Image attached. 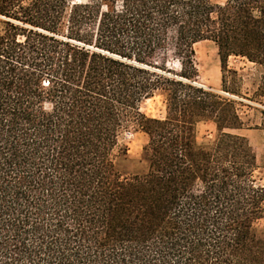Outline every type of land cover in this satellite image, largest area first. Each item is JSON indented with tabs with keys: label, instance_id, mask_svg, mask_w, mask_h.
Segmentation results:
<instances>
[{
	"label": "trees",
	"instance_id": "trees-1",
	"mask_svg": "<svg viewBox=\"0 0 264 264\" xmlns=\"http://www.w3.org/2000/svg\"><path fill=\"white\" fill-rule=\"evenodd\" d=\"M204 40L231 97L198 83ZM230 57L261 69L262 103L264 0H0V264H264ZM155 94L164 118L141 110ZM126 131L148 136L141 171Z\"/></svg>",
	"mask_w": 264,
	"mask_h": 264
},
{
	"label": "rangeland",
	"instance_id": "rangeland-1",
	"mask_svg": "<svg viewBox=\"0 0 264 264\" xmlns=\"http://www.w3.org/2000/svg\"><path fill=\"white\" fill-rule=\"evenodd\" d=\"M80 2L83 0H74ZM215 3L223 4L226 0H213ZM196 62L199 70L198 83L211 87L220 93L231 97V94L222 91V64L216 44L210 40H204L195 44ZM170 66L178 69L176 61H172ZM228 69H236L242 81L240 83L241 100L240 111L247 123V128L239 130L240 134L245 135L257 153L258 169L256 176L260 184L264 186V129L258 127L262 120L261 110L264 109L262 103L252 101L249 98L256 90L262 71L254 63L240 57H230L228 59ZM141 110L148 116L164 118L166 115V105L164 98L160 94L145 99L141 103ZM216 133L212 123H199L197 126V138L199 142L210 141ZM122 142L129 147V154L132 162L129 164L131 171H141L144 168L139 160L143 157L144 145L148 141V136L143 132L126 131L122 136Z\"/></svg>",
	"mask_w": 264,
	"mask_h": 264
}]
</instances>
